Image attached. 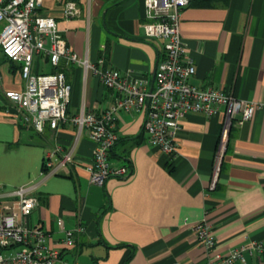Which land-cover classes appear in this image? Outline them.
I'll return each instance as SVG.
<instances>
[{"label": "crops", "instance_id": "1", "mask_svg": "<svg viewBox=\"0 0 264 264\" xmlns=\"http://www.w3.org/2000/svg\"><path fill=\"white\" fill-rule=\"evenodd\" d=\"M64 0H43L39 12L56 19L68 47L79 57L122 74L133 71L151 86L160 46L143 36V0H76L80 14L65 20ZM192 0L182 10L179 31L195 73L189 84L220 89L235 98L258 102L249 122L234 123L221 172L213 184V158L223 113L187 114L176 134L177 157L170 160L151 147L144 131L145 112L116 113L119 136L110 156L127 165V177H110L103 186L89 183L84 169L94 144L85 134L75 163L46 177L37 192L40 206L28 223L49 234V243L79 225L84 233L62 251L71 264H203L251 242L264 247V0H228L209 7ZM36 73L61 71L71 86L67 115L101 112L111 93L92 74L60 61L54 68L37 59ZM19 66L0 52V186L13 188L39 178L55 146L74 141L72 127L38 134L19 127L4 91L21 90ZM239 117H237L238 119ZM53 164L56 159L51 158ZM206 222L216 239L207 250L195 225ZM248 264H264L245 254Z\"/></svg>", "mask_w": 264, "mask_h": 264}, {"label": "built area", "instance_id": "2", "mask_svg": "<svg viewBox=\"0 0 264 264\" xmlns=\"http://www.w3.org/2000/svg\"><path fill=\"white\" fill-rule=\"evenodd\" d=\"M42 2L0 0V52L19 66L23 80L21 90L4 91L3 95L15 111L13 117L18 126L31 128L38 134L47 128L57 131L68 127L76 133L70 146L57 145L51 149L38 179L13 188L0 186V264H71L62 258V251L74 245L75 237L84 233V227L65 230L63 238L51 246L49 234L39 226L30 225L28 219L40 206L37 192L43 180L60 174L67 165L76 162L75 151L83 134L94 144L91 158L84 164L90 184L103 186L110 177L129 175L127 165H116L109 159L110 151L119 140L115 129L117 112L144 111L147 143L170 160L177 157L176 134L187 114L213 117L223 113L213 158L214 184L221 172L232 125L251 121L262 106L237 99L220 89H200L189 84L195 68L182 41L179 21L190 0H143V36L161 49L151 86L147 78L134 77L131 70L122 74L104 68L102 62L95 64L87 57H79L68 47L56 19L39 12ZM79 14L76 0L63 1L65 20L77 18ZM37 59L54 68H58L60 61L67 66L81 67L85 77L92 74L111 93L110 105L101 112L82 108L76 114L67 115L70 84L61 71L36 73ZM52 157L56 164L50 161ZM195 231L205 249L214 247L216 239L206 222L197 223ZM246 253L261 256L264 247L251 242L223 255L208 256L203 264H248Z\"/></svg>", "mask_w": 264, "mask_h": 264}, {"label": "trees", "instance_id": "3", "mask_svg": "<svg viewBox=\"0 0 264 264\" xmlns=\"http://www.w3.org/2000/svg\"><path fill=\"white\" fill-rule=\"evenodd\" d=\"M192 0H190L191 2ZM217 2H221V3H227L228 0H199V2L197 3L198 6H201V7H209L211 5H213L214 3H217ZM190 4V3H189ZM3 56V55H2ZM4 57V56H3ZM5 58V57H4ZM6 59V58H5ZM7 60V59H6ZM56 69V68H55ZM21 128V126H19ZM114 148V147H113ZM113 150V149H112ZM112 150L110 151L109 153V159L111 158L110 154L112 152ZM111 160V159H110Z\"/></svg>", "mask_w": 264, "mask_h": 264}, {"label": "water", "instance_id": "4", "mask_svg": "<svg viewBox=\"0 0 264 264\" xmlns=\"http://www.w3.org/2000/svg\"><path fill=\"white\" fill-rule=\"evenodd\" d=\"M11 112H12V113H15V111H14L13 109L11 110Z\"/></svg>", "mask_w": 264, "mask_h": 264}]
</instances>
